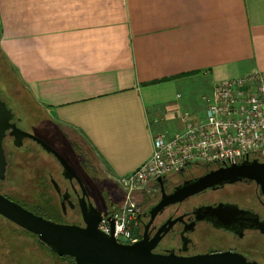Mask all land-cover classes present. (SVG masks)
Here are the masks:
<instances>
[{
	"label": "crops",
	"instance_id": "crops-1",
	"mask_svg": "<svg viewBox=\"0 0 264 264\" xmlns=\"http://www.w3.org/2000/svg\"><path fill=\"white\" fill-rule=\"evenodd\" d=\"M0 51L117 180L217 81L264 83V0H0Z\"/></svg>",
	"mask_w": 264,
	"mask_h": 264
},
{
	"label": "flooded vegetation",
	"instance_id": "flooded-vegetation-1",
	"mask_svg": "<svg viewBox=\"0 0 264 264\" xmlns=\"http://www.w3.org/2000/svg\"><path fill=\"white\" fill-rule=\"evenodd\" d=\"M12 111L14 113L12 120L16 122L18 127L44 141L66 159L79 177L83 188L76 178H67L62 175L61 164L51 152L46 151L36 140L24 137L22 144L15 146L13 137L6 134L3 139V147L7 162L5 177L0 179V193L34 212L22 203L18 197H15L11 192H7V190L5 191L4 188L8 180V167L13 160V156L9 155L10 150H14V154L19 150L26 155L35 154L39 151L49 158L48 162H42V166L45 169L47 168L48 181L58 197L60 215H70L75 218L77 225H84L78 201L83 196V190L86 192L84 195L86 203L90 202L98 209L101 207L102 202L106 204L105 201L100 203L91 197L88 182L85 179V173H89V161L85 159L81 149L78 150L75 146H71L76 150L73 154L77 160L76 164H72L65 155L49 142L30 130L21 127L19 124L22 120L21 117L16 115L15 109ZM53 162L58 165V169L54 171L50 167L48 168V166L54 164ZM216 168L215 166L198 164L170 173L162 177L163 190L166 194H170L182 185L184 181L192 180ZM84 171L85 173H83ZM93 172L95 171L93 170ZM98 189L102 190L100 187ZM64 193L67 194L65 199H63ZM161 195L160 184H157L152 191L146 192L145 202L139 214V226L141 229L139 239L146 232L147 238L150 240L160 227L167 228V230L159 232L160 238L155 243L152 249L153 252H173L182 256L231 252L240 254L247 262L264 264V193L254 180L241 178L206 187L181 201L167 204L151 218V210L160 200ZM210 209L226 210V214L221 213L226 217L224 218L225 222L218 220L216 214L211 215L208 213L207 211ZM172 220L174 222L170 224ZM54 221L56 220L54 219ZM56 222H59V220ZM146 224L147 228L145 231Z\"/></svg>",
	"mask_w": 264,
	"mask_h": 264
},
{
	"label": "built area",
	"instance_id": "built-area-1",
	"mask_svg": "<svg viewBox=\"0 0 264 264\" xmlns=\"http://www.w3.org/2000/svg\"><path fill=\"white\" fill-rule=\"evenodd\" d=\"M204 114L192 120L188 111L177 113L181 127L152 135V152L132 172L116 181L123 190L121 202L101 211L99 230H111L118 242L139 240L140 206L135 195L147 185L190 165L224 167L244 159L264 161V83L257 72L217 81L201 95Z\"/></svg>",
	"mask_w": 264,
	"mask_h": 264
},
{
	"label": "water",
	"instance_id": "water-1",
	"mask_svg": "<svg viewBox=\"0 0 264 264\" xmlns=\"http://www.w3.org/2000/svg\"><path fill=\"white\" fill-rule=\"evenodd\" d=\"M12 109L0 96V179L5 177L6 155L3 147L5 135L13 137V144L20 146L24 137L36 140L48 152H51L62 166V175L67 178L79 177L55 149L44 141L16 125L13 121ZM241 178L254 180L264 193V161L257 158L244 159L237 164L218 167L210 170L192 180H186L170 194H166L162 187V177L157 178L161 185V198L151 210V218L155 213L170 203L183 200L185 197L198 192L206 187L224 181H235ZM83 188L81 182L79 181ZM83 196L79 198L81 215L84 225L60 223L36 214L15 201L10 200L0 193V215L15 223L17 226L33 233L53 253L59 256L72 257L75 264H255L247 262L243 256L231 252L203 253L191 256L177 255L173 252L156 253L152 249L159 240V232L167 230L160 227L152 239H148L146 232L138 241L125 244L118 242L113 231L109 234L98 229L97 224L101 218V211L92 203H86ZM63 194V199L67 198ZM211 215L225 222L226 218L221 213L226 210H208ZM171 222V223H170ZM172 224L174 220L170 221ZM147 224L145 225V231Z\"/></svg>",
	"mask_w": 264,
	"mask_h": 264
},
{
	"label": "rangeland",
	"instance_id": "rangeland-1",
	"mask_svg": "<svg viewBox=\"0 0 264 264\" xmlns=\"http://www.w3.org/2000/svg\"><path fill=\"white\" fill-rule=\"evenodd\" d=\"M2 62V67H0V96L12 110L15 109L16 115L21 117L20 126L49 142L72 164H76L77 161L73 154L76 151L75 148L82 150L85 159L90 163L88 164L89 173H85V171L83 173L86 174L85 179L88 182L91 197L97 202H106V204L101 203L99 209L102 212L121 202L123 190L114 177L109 175L101 161L95 157L81 135L73 129L54 123L47 112L34 102L13 70L6 66L4 60ZM188 86L192 88L194 85L190 82ZM199 87H196L198 91ZM192 120L195 121L196 118L192 117ZM71 146H75V148ZM9 155L13 156V160L8 167V180L4 190L11 192L38 214L42 212L41 215L59 220L61 223L77 224L75 218L70 215H60L58 197L48 181L47 168L42 166V162H48L49 158L39 151L35 154L26 155L19 150L15 154L14 150H10ZM49 167L52 171L58 169L56 163ZM154 188L156 185H147L135 195L140 209L145 202V193ZM54 215L58 216L54 218ZM0 264L75 263L69 257H60L52 253L39 242L36 236L0 216Z\"/></svg>",
	"mask_w": 264,
	"mask_h": 264
},
{
	"label": "trees",
	"instance_id": "trees-1",
	"mask_svg": "<svg viewBox=\"0 0 264 264\" xmlns=\"http://www.w3.org/2000/svg\"><path fill=\"white\" fill-rule=\"evenodd\" d=\"M0 55L2 56V57L0 56V67H2V66H1V63H3L2 60H4L6 66H9V67L11 68V66L9 65V63L7 62L6 58L4 57V55L2 54L1 51H0ZM6 98H7V97H6ZM7 99H8V98H7ZM44 212H45V210H44ZM35 213L38 214V212H35ZM40 213H42V212H40ZM40 213H39V215H41ZM42 216L45 217V215H42ZM57 216H58V215H54V218L57 217ZM45 218H48V217H45ZM48 219H50V218H48ZM51 220H53V219H51ZM56 221H57V220H56ZM28 232H29V231H28ZM29 233H31V232H29ZM31 234H33V233H31ZM33 235L36 236L35 234H33ZM38 240H39V239H38ZM39 242L42 243L40 240H39ZM42 244H43V243H42ZM43 245H44V244H43ZM44 246H45V245H44ZM66 257H68V256H66ZM69 258H70V257H69ZM70 259H71L72 261H74L73 258H70Z\"/></svg>",
	"mask_w": 264,
	"mask_h": 264
}]
</instances>
